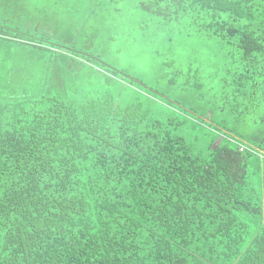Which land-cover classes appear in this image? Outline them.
Wrapping results in <instances>:
<instances>
[{
  "label": "trees",
  "instance_id": "16d2710c",
  "mask_svg": "<svg viewBox=\"0 0 264 264\" xmlns=\"http://www.w3.org/2000/svg\"><path fill=\"white\" fill-rule=\"evenodd\" d=\"M8 1L0 264H264V0L142 4L212 48V79L198 50L160 69L193 109L106 62L99 27L55 30L58 15L43 11L24 22Z\"/></svg>",
  "mask_w": 264,
  "mask_h": 264
},
{
  "label": "rangeland",
  "instance_id": "374dc122",
  "mask_svg": "<svg viewBox=\"0 0 264 264\" xmlns=\"http://www.w3.org/2000/svg\"><path fill=\"white\" fill-rule=\"evenodd\" d=\"M149 0H10L8 4L16 14L21 6L24 22L31 19V15L55 14L57 22L55 30H67L71 27L64 26L65 23L81 24L85 21L83 35L92 33L93 27L100 28V37H95L93 41L97 45H102V58L124 71L129 76L141 80L151 89L160 92L170 100L184 105L185 108L193 109L195 95L183 87H178L176 80L174 83L168 82L166 76L161 78L160 69L172 71L169 64L173 60L174 65L186 67L187 61L194 62L195 50L201 52L200 59L204 62L205 77L212 79L209 75L211 69V59H206L205 55L213 56L212 48L201 42L200 36H189L188 23L181 20L172 24L170 21L161 25H156L154 16L142 8L143 3ZM102 6V7H101ZM101 7V8H97ZM98 9V10H97ZM97 10V11H95ZM4 16V15H3ZM7 19L12 18L9 11L5 15ZM29 18V19H28ZM158 19V17H157ZM187 21V20H186ZM29 22V21H28ZM91 46L88 50H91ZM163 63H166L163 65ZM123 87L128 88L124 81ZM137 88V87H136ZM198 98V97H197ZM157 103L160 111L166 107ZM156 109V107L154 106ZM187 137V143L192 152H203L204 144L197 138V134L183 131Z\"/></svg>",
  "mask_w": 264,
  "mask_h": 264
}]
</instances>
